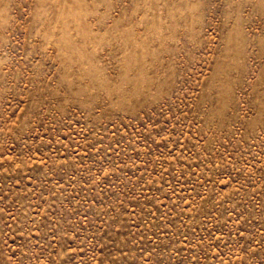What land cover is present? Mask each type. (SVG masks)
<instances>
[{
    "label": "rangeland",
    "instance_id": "1",
    "mask_svg": "<svg viewBox=\"0 0 264 264\" xmlns=\"http://www.w3.org/2000/svg\"><path fill=\"white\" fill-rule=\"evenodd\" d=\"M0 264H264V0H0Z\"/></svg>",
    "mask_w": 264,
    "mask_h": 264
}]
</instances>
